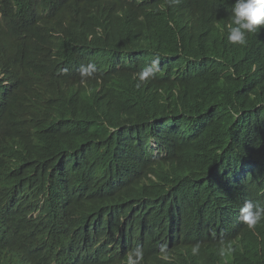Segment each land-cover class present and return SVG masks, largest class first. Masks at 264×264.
<instances>
[{"label":"trees","instance_id":"1","mask_svg":"<svg viewBox=\"0 0 264 264\" xmlns=\"http://www.w3.org/2000/svg\"><path fill=\"white\" fill-rule=\"evenodd\" d=\"M38 5L47 18L39 16L41 24L25 27L21 36L0 30V54L13 58L42 30L59 27L69 45L77 49L81 39L93 50L96 70L85 83L0 81V230L25 221L34 232L51 228L61 239L74 241L86 217L105 209L103 182H121L108 200L128 214L133 201L162 184H185L187 175L208 173L218 165L231 185L241 172H250L255 183L235 194L257 196L264 178V99L238 118L254 134L253 142L234 145L227 107L237 81L222 76L218 59L229 58L236 47L212 26L225 12L222 0H112L109 7L76 20L66 5ZM76 25L82 33L72 28ZM106 99L117 101L123 111L115 115L106 109ZM14 121L44 135L43 143L34 150L18 148L9 136ZM138 132L160 140L157 155L135 144L122 146L124 137ZM136 158L146 159L145 169L159 164L153 170L157 181H132ZM35 188L49 191L66 207L42 206L38 215L28 217L21 195ZM74 189L88 196L74 199ZM148 207L128 214L136 241L141 236L134 221L139 227L146 224Z\"/></svg>","mask_w":264,"mask_h":264},{"label":"clouds","instance_id":"2","mask_svg":"<svg viewBox=\"0 0 264 264\" xmlns=\"http://www.w3.org/2000/svg\"><path fill=\"white\" fill-rule=\"evenodd\" d=\"M46 1L53 7L66 5L76 20L91 10L109 7L112 0H5L4 9L0 3V30L9 36H21L25 27L41 24L37 18L47 17L38 4ZM222 2L225 12L212 26L216 35L236 47L229 58L224 55L218 59L222 76L229 74V80L237 81L230 91L227 125L234 145L251 143L254 134L238 123V118L244 109L263 104L264 0ZM72 28L82 33L78 25ZM62 30H42L30 45L12 53L13 58L0 54L1 83L36 81L50 85L60 79L85 83L96 70V54L82 45L81 39L77 40V49L69 45ZM103 106L115 115L123 111L114 100L106 99ZM9 136L18 148L27 150H34L45 139L22 121L9 124ZM121 144H135L147 155H157L161 147L160 140L148 132L126 136ZM146 163L145 158L134 159L132 181H157L153 170L159 164L152 163L145 169ZM252 163L257 165L256 161ZM224 173L219 165L208 173L193 172L187 175L185 184L165 183L157 192L133 201L128 212L132 216L149 205L146 224L139 227L134 221L139 241L129 233L128 214L108 200L121 182L105 181L101 184L105 209L86 217L76 240H63L58 232L46 227L34 232L25 221L9 225L0 230V264H264V178L260 179L257 196H246L235 192L255 183L251 173L241 172L235 185L225 180ZM71 193L74 199L88 196L80 189ZM21 196L28 217L38 215L42 206L66 207L49 191L35 188L30 195Z\"/></svg>","mask_w":264,"mask_h":264},{"label":"bare ground","instance_id":"3","mask_svg":"<svg viewBox=\"0 0 264 264\" xmlns=\"http://www.w3.org/2000/svg\"><path fill=\"white\" fill-rule=\"evenodd\" d=\"M121 60L119 59L118 62H120ZM150 99V98H149Z\"/></svg>","mask_w":264,"mask_h":264}]
</instances>
